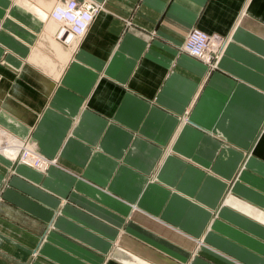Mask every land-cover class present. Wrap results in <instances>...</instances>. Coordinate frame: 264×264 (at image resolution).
Instances as JSON below:
<instances>
[{"label": "crops", "instance_id": "1", "mask_svg": "<svg viewBox=\"0 0 264 264\" xmlns=\"http://www.w3.org/2000/svg\"><path fill=\"white\" fill-rule=\"evenodd\" d=\"M57 1L0 0V264H264V0Z\"/></svg>", "mask_w": 264, "mask_h": 264}, {"label": "built area", "instance_id": "2", "mask_svg": "<svg viewBox=\"0 0 264 264\" xmlns=\"http://www.w3.org/2000/svg\"><path fill=\"white\" fill-rule=\"evenodd\" d=\"M100 4L93 0H59L49 11V17L57 22V40L64 45H74L85 35ZM210 36L193 28L188 33L183 50L196 58H201L208 46Z\"/></svg>", "mask_w": 264, "mask_h": 264}, {"label": "bare ground", "instance_id": "3", "mask_svg": "<svg viewBox=\"0 0 264 264\" xmlns=\"http://www.w3.org/2000/svg\"><path fill=\"white\" fill-rule=\"evenodd\" d=\"M49 12V11H48ZM44 14V13H43ZM49 16V15H48ZM46 17V16H45ZM50 18V19H49ZM48 19H49V21H50V23H49V25H48V28H49V30H50V32L52 33V34H54L55 36H56V34H55V32H56V30H57V22L56 21H54L51 17H49ZM54 30V32H52ZM71 49V48H70ZM50 51V50H49ZM68 53H64V52H62V51H60L59 53H58V57L56 56V58L57 59H59V61H61V63L63 64L64 62H65V60H66V58L68 57V55H67ZM45 58V57H44ZM42 63H43V61H42ZM45 63H47V62H45ZM47 64H49V63H47ZM61 65V64H60ZM55 66H56V64H55ZM45 67V66H44ZM13 156H15V153H14V151H13ZM25 161H29L30 162V160L28 159H25Z\"/></svg>", "mask_w": 264, "mask_h": 264}]
</instances>
